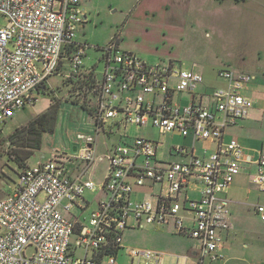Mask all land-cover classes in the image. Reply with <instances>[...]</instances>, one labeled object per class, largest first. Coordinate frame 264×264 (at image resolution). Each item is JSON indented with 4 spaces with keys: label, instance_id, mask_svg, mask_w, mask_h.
<instances>
[{
    "label": "built area",
    "instance_id": "2783aa9c",
    "mask_svg": "<svg viewBox=\"0 0 264 264\" xmlns=\"http://www.w3.org/2000/svg\"><path fill=\"white\" fill-rule=\"evenodd\" d=\"M0 15L9 21L0 27V133L15 113L39 102V89L53 76L92 89L95 129L80 137L84 145L74 153L55 152L19 171L0 200V264H119L122 251L131 264L142 258L162 264L160 252L125 246L127 230L151 228L196 240L199 264L224 260L225 234L233 228L224 196L245 166L256 168L252 183L264 193V148L254 155L236 138L225 141L230 128L251 116L255 77L224 69L219 77L227 86L201 92V73L172 61L150 63L122 47L121 33L95 47L101 56L87 65L91 46L77 40L87 22L80 0H0ZM133 128H153L191 145L170 148L181 160L169 161L159 157L160 142L133 137ZM101 136L119 142L100 153ZM199 142L216 150L199 155ZM101 163L106 168L97 180ZM146 188L149 196L133 199ZM195 189L198 199L189 197ZM87 191L103 196L88 219L76 223L69 215L85 209ZM257 213L264 222L263 205Z\"/></svg>",
    "mask_w": 264,
    "mask_h": 264
},
{
    "label": "rangeland",
    "instance_id": "374dc122",
    "mask_svg": "<svg viewBox=\"0 0 264 264\" xmlns=\"http://www.w3.org/2000/svg\"><path fill=\"white\" fill-rule=\"evenodd\" d=\"M221 1L223 4L220 13L214 10L213 5L207 7V16L215 21L221 18L220 25H216L213 21L210 28H198L179 19L183 14L182 10L187 7L184 0H80L88 20L78 29L77 40L91 46L87 51L89 56L86 58V63L93 66L101 56L95 47L107 46L116 35L121 33V45L125 50L134 51L150 63L172 61L184 69L199 72L204 76L208 91L226 87L227 83L219 77V72L232 69L252 74L256 78L254 84L260 86L259 92L264 95V43L258 40L262 35L264 37V32L253 25H247L250 14L247 0ZM8 23V19L0 15V27H6ZM182 24L183 28L173 27ZM103 68L104 65L101 63L98 67L100 75ZM64 72L67 74L68 68ZM48 88V93L43 95L36 105L15 113L0 133V200L12 191L18 180L21 169L16 162L17 159L31 151L20 146L25 134L19 132L20 129L26 127L36 116L46 112L52 104L58 105L55 132L44 134L41 148L30 152L33 156L28 160L29 164L46 160L52 157L54 152L72 154L78 147L84 145L81 136L95 135L89 114L93 98L92 89L85 92L75 81L65 79L63 76L51 77ZM179 98L184 99V104L188 103L186 95H181ZM262 113L264 116V110ZM13 133L15 138L10 139L9 136ZM231 133L234 135L232 131ZM131 135L160 142L162 147L159 157L169 161L181 160L169 155L170 148L184 143L189 145V141L179 137L161 136L153 128L143 130L133 128ZM118 142L117 137L108 139L101 136L98 149L102 153L106 145L112 146ZM204 144L199 142L197 148L201 149ZM105 166V164L100 165L97 180L103 174ZM245 183L239 179L236 185L245 186L247 182ZM97 193L99 192L85 193V198L92 203L91 209L97 205ZM238 196L246 198V194L239 190H234L230 194L232 199ZM258 196L256 191L250 196L252 204L258 203ZM133 199L136 197L134 196ZM229 209L235 216L241 212L254 210L252 206L238 209L236 204L229 206ZM125 244L131 248L169 253L162 257L164 264H177V256L170 254L186 255L183 251L192 248L194 241L175 236L167 230L155 231L151 228L127 230ZM28 254H31V251H28ZM118 262L131 264L125 251L121 252ZM135 264H156V261L142 258L140 262L137 259ZM179 264L188 263L185 258H181Z\"/></svg>",
    "mask_w": 264,
    "mask_h": 264
},
{
    "label": "crops",
    "instance_id": "0c3cea01",
    "mask_svg": "<svg viewBox=\"0 0 264 264\" xmlns=\"http://www.w3.org/2000/svg\"><path fill=\"white\" fill-rule=\"evenodd\" d=\"M226 1L232 2V0H226ZM184 2H186L187 7L184 8V10H182L183 14L180 16L179 19H182L183 22L187 21V23L191 24L192 27H198V28H202V27L210 28L213 25V21H215V19H213L212 17L207 16L208 6L213 5L214 10L215 11L218 10V13H220L223 4V1L221 0L219 1L184 0ZM247 3L249 6V13H250L247 18L248 21L247 25L248 26L253 25L256 29L264 32V0H247ZM151 6H153V4H151ZM220 22H221V18L215 21L216 25H220ZM173 27L183 28L184 25L183 24L181 26L174 25ZM258 40L261 43H264L263 35ZM130 52H134V51H130ZM87 65L90 64L87 63ZM66 68L67 67H65V69ZM259 90H261L260 86L255 85L253 81L251 91L248 93V95L251 98H253L255 102V107L251 113L250 118H248L245 121H242L238 126L230 128L225 135V141L228 142L229 140L236 138L241 143V145L243 146L246 152L252 153L254 155H257V151H260L261 149L264 148V126H263L264 116L262 113V111L264 110V95H262L259 92ZM201 92H208L207 88L205 87V84L201 88ZM231 131L234 133V135L231 133ZM184 140L189 141V145L184 143V146L191 145L190 139H184ZM206 150H208L209 153L214 152L216 150L215 144L205 143L204 147H202L201 149L197 148V153L199 155H203ZM175 158L178 159L179 157H175ZM101 164H98L95 167L96 173L99 172V168ZM255 172H256L255 167L245 166V170L243 171V173L236 178L231 189L224 196L228 200L230 207L231 205L234 204L238 205V209L245 207L250 208V206H252L254 208L253 212L249 210L247 213L241 212V214L235 216V214L232 211H230L231 223L233 225V228L229 233L225 234V246L221 249V254L225 256V259L214 263L207 261L206 264H264V222L261 220L259 214L257 213V206L259 205L264 206V193L261 192L259 189H257L256 186L252 183V175L255 174ZM239 179L244 183L247 182L248 186L236 185ZM234 190H239L244 192L246 194V198H242L241 196H238L236 199H232L230 197V194ZM254 190L259 194L257 204H252L250 200V196L255 192ZM149 194H150V190L147 188L138 189V191L135 193V197L136 200H141L149 196ZM102 196H103L102 193H97V197H96L97 205L93 209H91L92 203L88 201L84 196L85 201L88 202L85 209L79 207L75 209L72 212V214L69 215V217L72 218L76 223L88 219L91 212L98 207V201L99 199L102 198ZM189 197L192 199H198L200 197L199 189L189 191ZM186 215L189 214L186 213ZM155 231H161V230H155ZM167 231L175 236L194 241V245L192 246V248L183 251L184 253H186V255L183 256V255L170 254L171 256H177V264H179L181 258H185L188 264L189 262H192V264H199V259H200L199 243L191 238L176 235L172 230H167ZM124 242H125V237H124ZM164 255H169V253H162L161 256L162 264H164V261L162 259Z\"/></svg>",
    "mask_w": 264,
    "mask_h": 264
},
{
    "label": "trees",
    "instance_id": "16d2710c",
    "mask_svg": "<svg viewBox=\"0 0 264 264\" xmlns=\"http://www.w3.org/2000/svg\"><path fill=\"white\" fill-rule=\"evenodd\" d=\"M48 91L49 88L47 86H43L41 89H39L40 97L46 95ZM57 108L58 105L52 104L46 112L36 116L29 122L26 127L20 129L19 132L25 133L20 142V146L25 149L31 150L26 153V156L17 159L16 162L20 166V169L24 168L29 163L28 160L33 156V154L30 152L37 151L41 148L42 137L44 136V134L49 135L55 132L56 122L58 119ZM83 108L85 109V107ZM9 138L14 139L15 133L10 135Z\"/></svg>",
    "mask_w": 264,
    "mask_h": 264
}]
</instances>
